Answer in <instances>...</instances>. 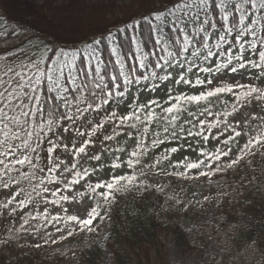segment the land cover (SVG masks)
<instances>
[{
    "label": "snow or ice",
    "instance_id": "6c2138e0",
    "mask_svg": "<svg viewBox=\"0 0 264 264\" xmlns=\"http://www.w3.org/2000/svg\"><path fill=\"white\" fill-rule=\"evenodd\" d=\"M169 2L171 7L165 6L163 11L150 13L127 25L134 32L141 22L147 23L156 34L155 45L166 53L152 64L149 56L156 57L157 53L144 51L145 42L135 34L131 36L134 47L129 54L135 55L140 69L153 68L150 75L143 72L136 75V67L126 65L121 45L111 33L108 37L113 44L111 54L119 67L115 74L110 69L113 62L105 61L101 54V40H93L82 49L57 51L45 46L37 58L19 50L14 55L0 49L4 52L0 55V189L10 193V198L0 203V213L19 214L17 209H35V197H39L43 210L36 215L27 211L23 215L31 216L32 220L40 217L45 228L52 225L57 233L67 228L65 235L60 236L63 240L77 231H95L94 221L97 217L100 221L107 217L117 194L136 188L147 191L151 187L138 181L135 174L142 157L151 159L159 152L149 169L157 168L159 174L182 180H196L227 173L246 158L264 154V116L255 115L264 103V0ZM3 28L0 25V37L15 34V30L7 32ZM49 52L53 55L49 56ZM155 68L167 71L160 75ZM249 76L251 80L247 79ZM150 79L161 82L151 85L152 92L167 88L166 104L152 98L141 102L129 91L133 85L149 88L141 81ZM175 85L186 86L192 94L177 92ZM196 86H200L199 90ZM224 94L230 96L233 112L225 111L223 117H232L233 123L216 119L219 114L208 108L200 116H212L213 120L198 118L195 123L191 119L182 120L188 112L187 106H199ZM228 103L224 101L226 107ZM237 103L241 109L251 106L254 110L251 119L260 123L252 124L247 117L237 119L233 115L239 114ZM122 107L127 111H117ZM93 113L95 116L90 120ZM188 115L191 117L194 113L188 112ZM152 125L159 126L161 131L153 130ZM109 129L113 130L112 135L107 134ZM73 133L79 144L65 142L73 139ZM121 133L134 141V149L125 153V149L118 148L116 151L125 153L126 159L113 153L110 164L102 163V155L111 153L105 142L113 141ZM242 136L245 139L240 143ZM210 139L216 143L213 152L202 146ZM97 141L104 145L99 149L100 154H89V148ZM166 144L171 146L164 147ZM234 148L235 158H232ZM150 149L156 151L150 153ZM181 151L195 152L196 158L185 155L173 161V154ZM58 152L73 157L75 162H66ZM80 159L96 161L97 167L82 168ZM162 162H167L173 171L167 172L161 167ZM105 168L109 169L108 179L96 176L97 171ZM122 168L133 171L116 174ZM140 175L146 173L141 171ZM24 182L32 186L31 193L22 187ZM61 183L63 189L57 186ZM84 183L90 189L88 198L95 196L97 200L83 218L68 215L66 208L63 215L49 213V205L56 207L69 201L63 190L82 188ZM23 223L29 224L30 220L24 219ZM73 223L78 227L72 226ZM33 232L38 234L39 228ZM47 235L51 238L50 232ZM0 243L7 246L13 241ZM34 246L41 247L38 243Z\"/></svg>",
    "mask_w": 264,
    "mask_h": 264
},
{
    "label": "rangeland",
    "instance_id": "374dc122",
    "mask_svg": "<svg viewBox=\"0 0 264 264\" xmlns=\"http://www.w3.org/2000/svg\"><path fill=\"white\" fill-rule=\"evenodd\" d=\"M169 0H0V7L8 18L16 23L25 25L37 33L46 34L52 37L57 43L62 45H76L85 41L89 37L102 35L108 31L111 27L116 24H121L130 21L134 17L155 10L163 5H170ZM223 59V57H220ZM211 63V60L208 61ZM251 80V76L247 77ZM244 82V81H242ZM161 83V82H160ZM141 84L145 82L141 81ZM133 88L137 89V94H147L152 92L151 86L149 88H141L133 85ZM199 90V87L197 88ZM130 92L131 89H130ZM161 92V91H158ZM128 97H125L127 100ZM228 100L227 107L224 101ZM218 106L213 113H218L219 116L216 119L224 118L229 123H233L232 117H223L225 111L233 112V104L229 95L224 94L219 98H212L211 102H201L199 106L190 105L187 106L188 112L194 113L193 116H189L188 112H185L182 116L183 119H191L194 123L198 118L213 120L212 116H200V113L205 108ZM114 107V106H113ZM236 109L239 110V114L236 115L237 119L247 117L252 124H259L260 121L252 120L254 110L251 106L240 108V104L235 105ZM262 110L255 111V115L264 116V103L261 104ZM117 111H120L117 110ZM94 118V116H93ZM103 122V121H102ZM152 128L157 132L161 131V128L156 125H152ZM120 131V129H116ZM264 131V129H262ZM104 132L103 129L100 130ZM107 134L112 135L113 130L109 129ZM68 136V133L64 134ZM99 135V134H98ZM123 136V137H122ZM122 137V138H121ZM244 141L245 137H240ZM66 143L79 144L80 141L76 140L75 134L73 133V139L71 141H65ZM111 149V153H105L101 157V162L104 164H110L111 160L115 156H120L121 159H126L125 153H130L128 148H134V141L131 138H126L123 133L113 141L105 142ZM99 141L93 144L89 148V154L96 152L99 153V149L103 147ZM171 145H165L169 147ZM209 152L215 151V141H210L207 144H203ZM220 147H223L221 144ZM118 148L125 149V153L116 151ZM156 151L151 150L150 153ZM62 155V158L66 162H75L73 157ZM160 155L156 152V156L151 159L142 157V164L137 166L135 173L137 176H141L147 181L156 182L159 180L164 181V187H167V194L175 192L176 197L182 203H186L185 206L182 203L177 209H168L163 212L159 217L168 218L172 216L173 220L179 222L183 228L188 231L189 239L192 242H196L201 246L200 251H183L178 247L174 241V236L167 230H163L160 234L162 241L164 242V256L167 262L179 263V264H249L250 256H246L244 259H228L227 257V238L226 235L218 230L219 224L218 219L223 215L222 199L224 196H228L232 201L236 195V191L223 187L222 182L225 173H217L210 177H200L196 180H182L179 178L165 176L158 173L157 168L149 169V165L155 164L156 159ZM189 156L192 159L196 158L195 152L181 151L173 154L171 159L176 161L181 159L183 156ZM264 156V154H263ZM250 157L246 158L248 161ZM82 168L92 169L97 167L96 161H90L87 159H80ZM161 167H164L167 172H172L173 169L168 166L167 162H162ZM131 169H118L116 174H123L124 172H132ZM141 171L145 172L146 175H140ZM109 169L105 168L102 172L97 171L96 176L101 179H108ZM95 180V176L92 178ZM58 187L63 189V185L58 184ZM15 191V189H13ZM165 191V189H164ZM28 192V191H26ZM31 193V192H30ZM81 193L83 195H81ZM63 194L69 196V201L62 202L61 206L53 207L48 206L49 213L61 212L63 215V209H67V214H76L83 218L86 213L93 206L92 200L88 197L90 195V189L88 184L84 183L82 188L70 187L67 190H63ZM35 197V194L32 193ZM43 195V194H42ZM239 196V195H238ZM237 196V197H238ZM204 197H208L207 200ZM10 198L8 190L0 189V203L6 202ZM23 198V197H21ZM58 198L53 197V199ZM37 203L35 209L28 207L27 209H17L19 213V220L21 221L20 229V243L16 247L18 254H12V257L31 256L33 260L40 263L44 259H53L52 264H79L80 254L78 253V240L81 239L82 234L85 232H75L71 237L67 239H60V236L65 235V232L57 233L52 225H48L46 228L43 226V221L40 217L36 220H32L31 216L23 215V213L30 212L32 215H36V212L42 211L44 204L40 202L39 197H35ZM11 207V206H10ZM18 216V214H16ZM24 219H29V224H24ZM108 216L99 224L95 230V238L103 242L109 234L108 228ZM97 220L94 221V225ZM215 225V226H214ZM74 227L76 226L74 223ZM39 228V233L33 232V229ZM51 233V238L48 237L47 233ZM47 239L48 243L45 244L44 240ZM57 242L53 244L51 240ZM84 240L86 238H83ZM40 244L41 247L36 248L35 244ZM58 256V254H60ZM58 256V257H57ZM62 258V259H61ZM21 264H26L21 262ZM83 264H89L84 262ZM101 264H115L110 252L106 253V256L101 260ZM133 264H159L156 260L154 252L152 258L149 261L141 260L138 262L134 260Z\"/></svg>",
    "mask_w": 264,
    "mask_h": 264
},
{
    "label": "trees",
    "instance_id": "16d2710c",
    "mask_svg": "<svg viewBox=\"0 0 264 264\" xmlns=\"http://www.w3.org/2000/svg\"><path fill=\"white\" fill-rule=\"evenodd\" d=\"M163 5L147 13L140 14L128 22L116 24L102 35L89 37L85 41L76 45H62L57 43L52 37L46 34L35 32V30L16 23L8 18L0 7V25H3V30L13 32L15 34L6 37H0V49H6L8 52L16 55L19 51L27 53L33 58H37L43 52L45 46L53 48L57 51L60 49L72 50L82 49L86 45L92 43L93 40H101L99 45L101 54L105 61L111 60L113 63L110 69L113 74L119 71L118 65H115V57L111 54L113 46L109 33L116 38L121 45V54L126 56V65L136 67V75L144 73L150 75L153 68L140 69L135 55H131L130 50L133 49L131 36L135 34L137 39L145 42L143 47L146 52H156L157 56H149V61L154 64L159 57L166 56V53L154 43L156 34L150 31L147 23L141 22L139 27L134 30L127 29V25L142 17L148 16L150 13L163 11ZM125 29L121 32L119 29ZM167 31V30H166ZM231 39V38H229ZM5 41H7L5 43ZM12 45V47H9ZM226 47V45H225ZM4 52H0L3 55ZM49 56L52 52L47 53ZM164 63L163 60L160 61ZM160 75H164L167 69L163 71L160 68L154 69ZM207 75V74H203ZM146 83H157V80L150 79ZM172 87V85H168ZM197 88L200 86H196ZM177 92L183 90L186 94H192V91L186 86L175 85ZM166 91L163 89L160 94H144L138 96L136 91L132 95L135 99L141 102H146L149 98L163 100L166 104ZM135 100L133 101V107ZM190 106V105H189ZM219 106V105H218ZM218 106L208 107L209 111H214ZM127 110L123 107L121 112ZM159 114V110L157 109ZM92 115H95L94 113ZM92 115L89 117L91 120ZM188 119V118H187ZM157 129V128H153ZM123 137V136H122ZM121 137V138H122ZM244 141L240 139V143ZM134 148L129 147L128 151ZM233 155H235V148ZM39 163V162H38ZM31 172V169H28ZM136 174V173H135ZM38 175H41L38 173ZM138 181H143L151 185L147 191H140L136 188L128 193H119L116 195L115 202L111 204L110 211H108V228L109 234L103 242L95 238V231L83 233L78 242V253L80 254V263L87 262L89 264H101L107 252H110L115 264H133L134 260L141 262V260L149 261L154 252L156 260L159 264H179L167 262L164 256V242L160 234L163 230H167L174 236V241L183 251H200L201 246L192 242L189 239L188 231L181 226L179 222L173 220L172 216L168 218L159 217L163 212L172 208L177 209L183 200H178L175 192L167 194V187H164V181L159 180L150 182L141 176H137ZM33 183H36L35 181ZM223 187L233 189L236 195L231 201L228 196L222 199L223 215L218 219V230L226 235L227 257L228 259H244L250 256L249 264H264V156L258 154L255 157H250L248 161L241 162L236 168L224 174ZM25 191L30 193L32 186L28 182L22 184ZM163 189L160 191L159 189ZM165 189V191H164ZM239 195V196H238ZM238 196V197H237ZM92 203L97 200L95 196L92 197ZM101 205L103 202L100 201ZM183 206L186 203H182ZM104 208H101L103 214ZM18 213V211H17ZM102 223L99 217L95 224V229ZM215 226V225H214ZM20 229L21 221L19 214H12L10 212L0 213V241L11 240V245H4L0 243V264H52L53 259H44L37 263L31 256L12 257V254H18L16 247L20 243ZM83 238H86L85 240ZM58 254V256H60ZM57 256V257H58ZM62 259V258H61Z\"/></svg>",
    "mask_w": 264,
    "mask_h": 264
}]
</instances>
